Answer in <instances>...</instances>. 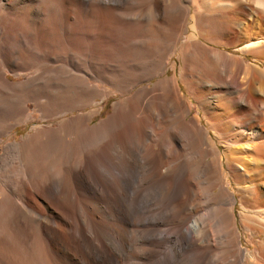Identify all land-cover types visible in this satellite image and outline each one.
I'll list each match as a JSON object with an SVG mask.
<instances>
[{"label":"bare ground","instance_id":"obj_1","mask_svg":"<svg viewBox=\"0 0 264 264\" xmlns=\"http://www.w3.org/2000/svg\"><path fill=\"white\" fill-rule=\"evenodd\" d=\"M32 1L0 0V143L25 119L29 101L45 118L81 111L87 95L101 92L90 79L117 87L115 77H122L117 89L129 92L163 77L116 102L100 124H89L95 111L80 112L5 146L0 264H264V0H189L205 21L213 20L206 33H190L183 42L190 8L184 0H154L144 14L132 15L155 16L162 33L143 40L130 57L120 51L119 62L98 66L88 55L85 67L77 62L83 52L75 50L67 61L51 56L21 63L10 33L41 30V10ZM60 1L52 0L58 8ZM76 1L92 13L86 22L104 24L113 11L127 18L140 5ZM221 17L230 33H209ZM236 46L240 57L220 48ZM175 52L174 74L165 77L167 57ZM246 55L261 63L245 62ZM31 67L25 80L7 77V70L18 76ZM182 86L200 108L192 117ZM162 114L168 116L163 133L153 138L152 125ZM147 138V151L138 157L136 142ZM138 158L163 195L129 191L128 171ZM229 178L245 184L237 187L241 197L227 187ZM248 231L261 239L251 240Z\"/></svg>","mask_w":264,"mask_h":264},{"label":"rangeland","instance_id":"obj_2","mask_svg":"<svg viewBox=\"0 0 264 264\" xmlns=\"http://www.w3.org/2000/svg\"><path fill=\"white\" fill-rule=\"evenodd\" d=\"M51 2L52 0H42V1L33 0L32 1V3L37 5V9L39 10V12L41 10V12L37 14V16L39 17L37 19V30L39 31L41 29L40 30L41 32L39 31L38 33H10L12 36V44L20 50L19 53L21 56H23L21 57L23 58V60H21V63L23 61L26 62L25 60H28L26 63H22L23 65H27L28 62L39 63L38 61L40 60L43 62L44 61L48 62L49 59H46V58H50L51 56H58L66 60L67 58L66 56L69 55L70 52H72L71 50H75L74 52L80 51L79 54L83 52L81 55H78V58H77L78 60L77 62L80 65H82L83 67H85L86 65L89 66L88 65L89 61H87L86 57L92 54L94 61L97 62L96 64L99 66L100 64H103V63L105 64L107 62L109 63L113 62L118 57L115 55L116 54L119 55L120 51H122L123 54L126 53L125 55H128L130 57L131 54L129 55V53L131 52L133 53L135 50L142 49L141 46H142L143 40H149V37L155 36V34L157 35L158 33H162V31L165 30V27L160 28L156 26L155 24L156 18H154L155 16L146 19L143 17V15L141 16L132 15L135 12L144 14L151 6H153L154 0H139L140 5L138 4L137 9H135V6L133 5L132 6L133 8H131L130 10V16L127 18H123L119 14L118 11H113L111 18H110V22H108L107 24H104L103 22L97 19L96 20L94 19V21H91V22H88V21L86 22V20L84 19H86V17L92 18L91 17L92 15H90L92 13L88 12L86 8L83 7L80 1L77 2L76 0H61L60 8L62 9L56 7L53 4L54 2H52V4L55 7L53 5L51 6L50 5ZM184 3L186 4V6L190 8V12H189L188 19L184 26V31H182V33H185V35L182 38L181 42L186 41L189 38L190 33H198V32L206 33L204 32L205 28H207V26L212 24L211 22L213 20V19H210V22H208L209 20L205 21L203 14L196 12L197 10H195V7L192 4H190L189 0H184ZM59 9L61 10L63 14L59 12L60 11ZM48 13H51V14H48ZM193 15H195V17ZM217 15H221V13H217ZM47 16H48V19H50V22L48 23V20H47L46 22L47 24H46L45 19L47 18ZM223 18L224 17H221L220 20L222 21L218 23L219 25L216 24V26L218 25L217 26L218 30L217 29L215 30L216 28L215 27L214 30L213 28L211 29L213 30V32L211 31L209 33H230L227 30H225L227 27L226 26L227 22L223 20ZM196 21L197 22L199 21V24L201 23L202 25L198 24L199 27L197 26L193 28V25H196ZM241 45L243 46L245 45V43H242ZM220 48L224 51L230 52L239 57L243 55L240 52L241 50L239 49V46L230 47V48H224V47H220ZM84 54H87V55L84 56ZM177 55L178 53L175 52V53H170L169 56L167 57V60H166L167 66H168L167 73L163 74L165 77L172 76L174 74V71L171 67L175 61H178ZM94 56H96L95 57L96 59L94 58ZM117 62L119 61L117 60ZM245 62L256 65V66L261 63L253 55H246ZM32 72H33V68L31 67V69L29 70L28 69L21 70L20 74L18 76H15V74L12 71L7 70V77L11 81H21V80H25L26 77H31V75H33ZM178 73H179V70H178ZM162 77H163L162 75H159V76L154 77L150 81L141 82L136 87L132 88V90L129 92H123L121 90H118L119 87L123 85L122 84L123 80L121 79L122 77H117V76L115 77V79L117 78L120 79L118 82L119 84L117 83L118 79L115 82L117 87H112L100 81H95L93 79H90L92 84H96L100 87L101 92L98 93L94 99L91 94L87 95L83 99L82 104L84 105V107L81 111L73 110V111H68L66 113H62L58 115L53 114L50 117H45V118L42 117L41 109H39V107H37V105H35L33 101H29L30 110L27 112L25 119L20 121L18 124H16L14 126L15 128L13 127L12 130L10 131L11 133L3 137L2 142L0 143V156L4 152L5 146L7 144L22 143L29 135L37 132L39 129L50 127V126H57V122L59 120H62L66 118L67 116H71L73 114H77L80 112H90L91 114L93 111H95L94 114H92L94 116L92 120H90L89 124L92 126L95 124H100L102 121L108 119L109 116L113 113L114 111L113 106L116 102H119L122 100L124 101L128 97L134 96L140 87H143L147 84H149L150 86H153V84ZM120 81L122 83H120ZM107 88H109L108 90L110 91H107ZM182 90L183 91L185 90L186 92L185 98L186 100H188V102L192 106V111L189 117H192L200 113V108L198 106V103L189 95L185 87L182 86ZM166 118H168V116L164 114L163 116H160L159 120H156L153 123L152 125L153 131H154L153 133L156 134L154 135L152 133L153 138H155L154 136L159 138L161 134L163 133V131H161V127L162 125L165 124V120H167ZM201 124L205 125L204 118L202 119ZM149 142L150 140L148 138L144 140L145 144L144 143L140 144V142H136L139 146V148L136 149V151L138 150L137 151L138 157H140L141 154L143 155L144 152L147 151L146 144ZM69 154L70 153L65 155L64 159H60V160L63 162V160L66 159L65 161H68L70 158ZM136 162H135V166L133 168H130L128 171L129 180H130L129 191L130 192L142 191L145 194L153 195L152 197L154 198H157L155 197L157 195L159 196L160 194L163 195L164 190L162 189L161 190L162 192H160L159 194V189L156 186H154V184L152 183L154 181V177L148 171H146V169L144 168L145 167L144 163L141 161V159L140 158L136 159ZM150 176H152L153 178H151ZM150 178H151V181H150ZM227 184H228L227 187L232 192H235L237 198L241 197L244 194L243 192L239 191L237 187L245 186V184L238 185L234 183L231 180V178H229ZM139 187L143 188L144 190ZM145 190H148V191H145ZM146 206H149V204L140 208L139 211H142V212H139L140 214H143V211L147 210ZM239 209H240V204L237 203L236 205L237 213ZM255 234L256 236H254L253 233L248 231L247 237L250 238L251 240L261 239L262 235L258 234L257 232ZM242 240H243V246L246 247L247 243H246L244 234H243Z\"/></svg>","mask_w":264,"mask_h":264}]
</instances>
